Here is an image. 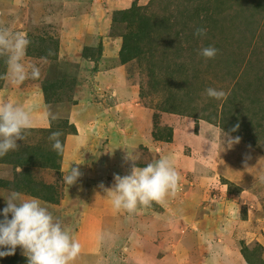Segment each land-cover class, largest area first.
Listing matches in <instances>:
<instances>
[{"label": "rangeland", "instance_id": "1", "mask_svg": "<svg viewBox=\"0 0 264 264\" xmlns=\"http://www.w3.org/2000/svg\"><path fill=\"white\" fill-rule=\"evenodd\" d=\"M0 28L27 33L22 62L41 71L13 84L0 57V100L32 118L0 157V210L13 192L38 199L80 242L73 264H264V0H0ZM162 157L176 194L115 211L100 185Z\"/></svg>", "mask_w": 264, "mask_h": 264}, {"label": "clouds", "instance_id": "2", "mask_svg": "<svg viewBox=\"0 0 264 264\" xmlns=\"http://www.w3.org/2000/svg\"><path fill=\"white\" fill-rule=\"evenodd\" d=\"M194 35L204 37L207 29L196 27ZM30 43L27 33H13L7 28H0V57H7L13 84L20 85L29 78L38 79L41 75L39 67L34 64L26 67L22 62ZM218 51L214 46H208L202 48L199 54L205 59H214ZM52 54L49 50L48 55ZM206 93L216 100H227L229 95L211 87L206 89ZM45 118L58 119L51 111L45 113ZM31 127L32 118L28 110L8 100H0V157L17 150V141L24 140L25 130ZM238 128L239 124H236L231 131ZM61 135L60 131H55L49 136L52 149L57 154H62L64 150ZM222 136L226 137L229 147L238 144L241 139L223 132ZM125 159L133 160L129 154ZM81 176L78 168H71L63 179L71 186ZM114 181L112 187L105 188L103 184L100 187L111 200L115 211L125 210L131 214L140 206L148 207L152 202L163 203L169 194L175 195L179 190L180 174L169 157H162L142 168L133 164L130 174H114ZM5 202L6 206L0 210L3 217L0 219V257L14 255L19 246L27 257V264H73L81 253L80 242L38 199L23 200L20 193L13 192Z\"/></svg>", "mask_w": 264, "mask_h": 264}, {"label": "bare ground", "instance_id": "3", "mask_svg": "<svg viewBox=\"0 0 264 264\" xmlns=\"http://www.w3.org/2000/svg\"><path fill=\"white\" fill-rule=\"evenodd\" d=\"M95 229H96V232H97V233L102 232L101 229L97 228L96 226H95Z\"/></svg>", "mask_w": 264, "mask_h": 264}, {"label": "trees", "instance_id": "4", "mask_svg": "<svg viewBox=\"0 0 264 264\" xmlns=\"http://www.w3.org/2000/svg\"><path fill=\"white\" fill-rule=\"evenodd\" d=\"M121 53H122L123 55L125 54L124 47H123V49H122Z\"/></svg>", "mask_w": 264, "mask_h": 264}, {"label": "crops", "instance_id": "5", "mask_svg": "<svg viewBox=\"0 0 264 264\" xmlns=\"http://www.w3.org/2000/svg\"><path fill=\"white\" fill-rule=\"evenodd\" d=\"M161 235H162V236H167L168 234H167V233H162Z\"/></svg>", "mask_w": 264, "mask_h": 264}]
</instances>
